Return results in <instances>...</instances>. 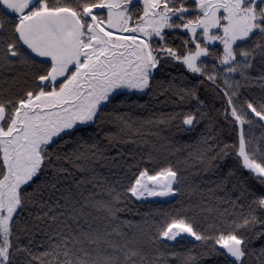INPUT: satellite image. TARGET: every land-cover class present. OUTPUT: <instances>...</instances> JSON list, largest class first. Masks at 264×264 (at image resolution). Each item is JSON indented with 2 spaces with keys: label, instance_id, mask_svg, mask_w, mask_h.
<instances>
[{
  "label": "snow or ice",
  "instance_id": "snow-or-ice-1",
  "mask_svg": "<svg viewBox=\"0 0 264 264\" xmlns=\"http://www.w3.org/2000/svg\"><path fill=\"white\" fill-rule=\"evenodd\" d=\"M0 70L14 73L0 86V264H264V94L241 93H264V0H0ZM168 93L179 110L135 114L131 97ZM212 112L231 143L209 127L183 169L140 166L181 152L146 135ZM123 144L152 150L137 161ZM166 196L187 203L120 220L131 198Z\"/></svg>",
  "mask_w": 264,
  "mask_h": 264
},
{
  "label": "trees",
  "instance_id": "trees-1",
  "mask_svg": "<svg viewBox=\"0 0 264 264\" xmlns=\"http://www.w3.org/2000/svg\"><path fill=\"white\" fill-rule=\"evenodd\" d=\"M178 42V41H177ZM179 72H183V70H179ZM178 71H173L172 75H179ZM14 73L11 72H3L0 70V86L7 87V85L4 83L6 77H10ZM258 71H253L252 75L256 76L258 75ZM165 74L158 75V80H165ZM239 79V77H236ZM166 85V80H165ZM241 93L245 98L251 96L259 99V97L264 94L262 93L259 84H253L248 87L241 88ZM203 97V93H202ZM133 101H138L140 104L146 105L145 108L135 109V114L137 116H140L142 118H148L153 113L159 114V113H167L170 111H177L179 108L177 107V98L172 95L171 93H168L167 95H160L157 94L155 96H133L131 97ZM207 99L211 100V95L207 97ZM222 101L219 97L216 98V108H220ZM186 107V106H185ZM106 111L111 112V108L107 109ZM222 111V109H221ZM211 116L213 117L212 125L209 126L207 121H202L200 124L196 126V129L193 132L186 133V132H176V130L173 129H165L160 133V136H150L146 135L145 138L150 141V145H158L160 143H163L161 137H168L170 140L173 141L174 147L181 148V152L172 153L170 151H166L160 148H156L154 150V159L150 162L148 161H142L140 166L141 167H162L167 165L168 163H172L173 165H177L178 160H183L184 156L187 154L186 151H184V145L186 143H193L196 139H198L202 134L207 135L209 127L215 129V131L219 134L220 139H222L226 143H231L233 134L230 133V130L225 129L224 131H220V123L222 121V116L219 115L217 112H212ZM258 120V118H257ZM264 123V122H261ZM105 129L112 127L111 125H105ZM151 129L150 126L146 127V133ZM252 134L257 139H264V128L260 127V124L258 123L256 126L252 129ZM103 135V132H101V136ZM120 149L124 152H128L130 149L135 153V160L139 161L141 155H146V153L151 149L150 146L145 145H132V144H123L119 146ZM144 149V152H141V149ZM128 159H132L131 156L127 157ZM217 163L223 168L224 171H227V167H233L234 166V160L233 158L229 157L227 162L225 161H217ZM225 164L227 167H225ZM180 168H184V164L177 165ZM98 171L103 173L104 175H110L108 169L106 168H98ZM200 177H202L205 181H215L218 179L217 176L213 175L212 173H203L201 172L199 174V177H195L197 182H200ZM115 179V177H112ZM193 179V177L190 176V180ZM250 179V178H249ZM254 182V181H252ZM209 185L205 184V187ZM228 189H231V184L227 185ZM224 193L221 192L220 195H223ZM194 200H197V197H193ZM187 203L185 196H178L175 200L169 203H163L159 201L158 199H151V198H145L141 200H136L135 198H131L126 202L125 210L118 213L121 221H132L133 224L140 223L143 219H159L161 215L164 212L172 211L178 207L183 206ZM231 211V209H229ZM147 214V215H146ZM206 215V214H205ZM193 244L199 245V242H193L192 240L188 239L186 241L181 242V244L175 245V249L177 251H183L186 248H192ZM199 250V248L194 249Z\"/></svg>",
  "mask_w": 264,
  "mask_h": 264
},
{
  "label": "water",
  "instance_id": "water-1",
  "mask_svg": "<svg viewBox=\"0 0 264 264\" xmlns=\"http://www.w3.org/2000/svg\"><path fill=\"white\" fill-rule=\"evenodd\" d=\"M178 196H176L175 198L171 197V196H166V197H156V199H158L159 201L163 202V203H169L172 202L173 200H175ZM190 240L194 241L192 238H189Z\"/></svg>",
  "mask_w": 264,
  "mask_h": 264
},
{
  "label": "rangeland",
  "instance_id": "rangeland-1",
  "mask_svg": "<svg viewBox=\"0 0 264 264\" xmlns=\"http://www.w3.org/2000/svg\"><path fill=\"white\" fill-rule=\"evenodd\" d=\"M147 198L156 199V197H147Z\"/></svg>",
  "mask_w": 264,
  "mask_h": 264
}]
</instances>
